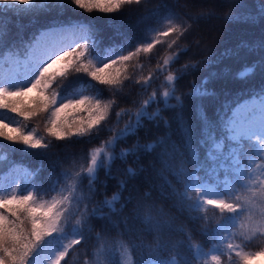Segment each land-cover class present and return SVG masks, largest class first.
Instances as JSON below:
<instances>
[{"label":"snow or ice","instance_id":"obj_1","mask_svg":"<svg viewBox=\"0 0 264 264\" xmlns=\"http://www.w3.org/2000/svg\"><path fill=\"white\" fill-rule=\"evenodd\" d=\"M142 2L146 0H0V17L8 12L74 10L111 14ZM242 8L237 0L236 10L225 19L255 23L257 16L244 15ZM151 14L158 16L159 9ZM259 17L264 19V7ZM191 27L182 16L168 11L135 42L126 38L119 46L103 48L97 28L86 18H54L38 34L8 45L7 24L0 19V141L22 146L25 153L47 151L53 141L90 142L109 120L118 99L127 95L126 82L146 91L163 75L162 91L153 89L135 112L127 108L115 112L117 124L122 116L131 118L109 139L88 149L86 163L74 160L70 168L50 176L47 187L38 179L39 170L22 162H12L8 175L0 170V264H41V258L47 264H70L69 257L80 255L82 264H191L182 255L184 250L191 253L192 261L203 259V264H224V255L227 264H249L251 258L264 256V246L246 250L252 241L264 239V165L258 169L260 175L252 168L253 156L264 158V86L225 105L215 121L201 114V138L194 141L192 127L184 118L185 97L212 95L209 79L188 93L177 94L178 81L201 61L170 70L178 52L187 50L178 42ZM163 44L168 51L155 68L147 75H136L134 70L142 72L141 58H149ZM242 47L264 52V38L243 42ZM202 62L208 63V58ZM257 68L264 72V56L258 64L244 66L235 78L247 80ZM105 90L109 98H104ZM153 104L163 107L149 111ZM167 111L174 116L166 118ZM173 119L179 141L172 140L169 131L143 145L136 139L117 152V144L136 137L144 121L171 129ZM34 120L42 128L32 127ZM197 143L206 148L205 159ZM158 147L162 150L146 167H127V179L117 180L115 191L108 195L106 180L99 179L101 169L107 179L115 180L114 161L137 156L139 151L152 153ZM6 158L0 155V164ZM149 171L153 180L145 177L141 187L134 183L129 188V181ZM173 210L188 213L192 223L200 222V235L210 238L207 252L203 243L194 242L192 229L177 223ZM94 220L107 224V230L95 237ZM92 239L96 244L89 254ZM78 246H83L80 251ZM137 251L140 258L134 259Z\"/></svg>","mask_w":264,"mask_h":264},{"label":"trees","instance_id":"obj_2","mask_svg":"<svg viewBox=\"0 0 264 264\" xmlns=\"http://www.w3.org/2000/svg\"><path fill=\"white\" fill-rule=\"evenodd\" d=\"M239 2L243 4V8L240 11L244 15L252 14L257 16L255 23L229 22L225 19V15L229 11L236 10L237 0H146V2H142L140 5H126L120 12L111 14L99 12L84 13L80 10L61 14L53 11L27 15H17L13 12H8L3 17H0V19H3L7 24L8 31L5 41L8 45H12L13 43H19L20 37L29 39L33 34H38L39 31L43 30V26L52 23L54 18H86L88 22L97 28L102 41L101 46L107 48L121 45L126 38L135 42L145 34L149 26L156 27L157 21L168 11L179 14L192 27L178 42L181 48L186 47L187 50L178 52V60L172 64L170 70L179 69L188 61H201V63L196 70L191 71L178 81L177 94L188 93L194 85L201 86L204 79H209L208 88L213 92L212 95L203 98L185 97L184 118L192 127L194 141L198 142L201 138V114L206 113L215 121L217 114L224 109L225 105H231L242 98H247L250 92L257 91L261 86H264V72H261L259 68H257L256 75L247 80L241 81L235 78V74L241 71L244 66L254 63L258 64L261 56H264V52H261L259 49L249 50L242 47L243 42H254L264 38V19L259 17L260 9L264 7V0H239ZM162 5H167V8L161 7ZM156 9H159L160 14L153 16L151 13ZM142 17L144 19H141ZM197 42H199V46H197ZM167 51L166 44L158 45L149 58L142 57V72L136 69L134 70L136 75H147L149 69H154L157 61L162 59ZM204 57L208 58V63L202 62ZM162 82L163 75H159V78L154 79L146 91L142 90L138 85L126 82L127 86L124 89V93L127 95L118 99L117 106L113 109L109 120L103 125L101 132L91 138L90 142L73 141L69 143L67 141H53L52 147L47 151L30 150L28 153H25L21 150L22 146H12L16 149V151H13L12 147L8 146V142L0 141V155L6 154L7 157L0 164V170L5 175H8L9 165L12 162H22L23 165H26L30 169L39 170L38 179L47 187L50 176L54 178L62 171L70 168L74 160L77 164L86 163L88 149L99 146L103 141L109 139L131 118L130 116H122L117 124L115 112L121 108L131 109L132 112H135L139 107L140 101L145 99L153 89L157 91L163 90L161 88ZM109 97L110 93L105 90L104 98ZM132 101H135V104ZM171 102L174 103V101ZM157 107H163V105L153 104L149 108V111H153ZM6 115L12 116L13 114L6 113ZM163 115L168 118L173 117L174 113L167 111ZM38 124L39 122L35 120L31 122L32 127H36ZM39 126L42 128V124H39ZM169 131L171 132V139L179 141V132L174 119L171 123V129L165 128L162 123L160 127H155L152 123L144 121V127L138 131L137 136L121 141L117 144L116 150L119 152L120 148L131 146L136 139H139L142 145L153 142L163 137ZM41 134L43 133L41 132ZM197 147L202 159H205L204 153L206 148L200 147L198 143ZM161 150L158 147L152 153L139 151L137 156L128 157L124 161L117 159L113 162L111 168V175L116 177L115 180L107 179L104 170L101 169L99 179L101 181L106 180L108 195H111L115 191L117 180L127 179L124 174V170L127 167L135 166L137 169L142 166L146 167L152 161L153 156ZM225 151H227V144ZM252 160L254 161L252 165L264 163V158L262 157L253 156ZM156 166L159 167V164ZM145 177L153 180L150 171L141 172L136 181H129V188L131 189L134 183L137 187H141ZM155 182L159 183L158 180ZM143 186L146 187V185ZM124 195H128V192H125ZM97 198L101 199L102 197ZM164 203L168 205L170 201H165ZM208 214L211 216L212 211H209ZM173 215L178 217L177 223H183L192 229L194 242L203 243L204 251L207 252L209 247H211L208 243L210 238L200 235V222L192 223L188 221V213L181 214L173 210ZM217 215L219 214L217 213ZM92 223L94 228L93 237H95L97 232L107 230L105 221L94 220ZM238 228L239 224L237 223ZM145 239L148 241L151 238L146 237ZM236 242H239L238 238ZM95 244V239L88 241L89 254H91ZM260 246H264V239L257 238L248 245L246 250L256 251ZM82 247L78 246V251ZM144 254L147 255L146 252ZM182 255L188 258L191 264H203V259L199 262L192 261L191 253L187 250H184ZM139 258L140 252L137 251L134 259ZM227 259L226 255L222 256L224 264H227ZM82 260V255L76 259L69 257L70 264H82ZM41 264H47V261L41 258Z\"/></svg>","mask_w":264,"mask_h":264},{"label":"rangeland","instance_id":"obj_3","mask_svg":"<svg viewBox=\"0 0 264 264\" xmlns=\"http://www.w3.org/2000/svg\"><path fill=\"white\" fill-rule=\"evenodd\" d=\"M261 165H264V163H258V164L252 165V168L257 170V175H260V172L258 171V169ZM249 264H264V256H258V257L251 258L249 261Z\"/></svg>","mask_w":264,"mask_h":264}]
</instances>
